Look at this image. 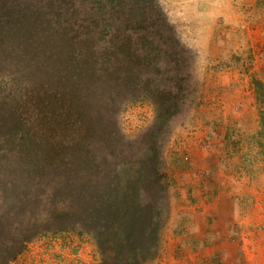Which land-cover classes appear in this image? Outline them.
I'll return each mask as SVG.
<instances>
[{
    "label": "rangeland",
    "instance_id": "374dc122",
    "mask_svg": "<svg viewBox=\"0 0 264 264\" xmlns=\"http://www.w3.org/2000/svg\"><path fill=\"white\" fill-rule=\"evenodd\" d=\"M100 1L0 0L1 27L18 28L15 41L8 40L5 29H0V226H17L18 194L24 191L26 198L33 199L29 193L33 176L21 172L15 163L12 153L18 149V141L9 135L4 119L5 110L15 104L14 97H23L32 89L35 61L41 59L43 51L55 49L44 37L95 33L92 43L102 42L118 27L119 40L128 42L126 49L152 59L140 60L144 89L154 83L153 76L158 73L151 64L155 60L161 63L164 87L174 84L172 68H181L177 82L183 80L182 104L171 120V132L159 142L169 184L170 213L160 254L148 264H159L164 243L174 236L186 240L185 245L189 243L182 256L195 257L192 259L197 264H264V132L255 93L256 82L264 83V0ZM128 8L149 14L147 23L154 26L131 25L128 19H137V13L130 16ZM105 21L113 28L100 27ZM1 47L12 53L3 58ZM25 51L29 57L21 63L15 54ZM175 53L179 55L175 57ZM124 89L117 115L124 135L134 139L154 124L156 107L143 90L134 95L133 88L131 92ZM25 101L26 106H21L24 111L30 104ZM15 131L20 137L21 130ZM189 145H197L202 163L197 169L190 164ZM184 171L190 174L185 183ZM41 241V249L52 245L67 250L68 256L60 254L63 264H102L97 241L76 229L42 234L11 264H17L31 244Z\"/></svg>",
    "mask_w": 264,
    "mask_h": 264
},
{
    "label": "trees",
    "instance_id": "16d2710c",
    "mask_svg": "<svg viewBox=\"0 0 264 264\" xmlns=\"http://www.w3.org/2000/svg\"><path fill=\"white\" fill-rule=\"evenodd\" d=\"M126 13H137V19L128 17L130 24L154 26L147 23L149 14L139 9L128 8ZM2 23L4 36L15 41L18 28H2ZM99 25L113 28L106 21ZM112 30L113 35L93 43L95 33L44 37L55 49L41 50L32 89L14 97L15 104L5 110L4 120L12 127L4 126L18 141L12 157L21 172L33 176L29 191L33 199L25 197L22 179L23 193L17 195L19 222L10 228L0 226L3 264H11L33 240L53 229H76L93 236L102 250V264H148L160 254L170 194L159 142L171 132V120L182 104L183 80L177 82L181 68H172L174 84L164 87L162 66L155 60L151 64L158 73L144 89L140 60L152 59L137 50L130 52L127 40H119V28ZM2 49L3 58L12 53ZM15 57L25 63L29 52H17ZM136 79L140 82H133ZM123 88H133L134 95L143 90L156 107L154 124L134 139L127 138L119 125ZM255 93L264 132L263 82H256ZM25 99L30 104L24 111ZM15 130H21L20 137Z\"/></svg>",
    "mask_w": 264,
    "mask_h": 264
},
{
    "label": "crops",
    "instance_id": "0c3cea01",
    "mask_svg": "<svg viewBox=\"0 0 264 264\" xmlns=\"http://www.w3.org/2000/svg\"><path fill=\"white\" fill-rule=\"evenodd\" d=\"M189 146H190V149H188V152L190 150V154H189L191 158L190 164L192 168H194L195 166L197 169L198 166L202 164L199 161L200 157L197 154L199 152H196L197 145H194V146L189 145ZM175 172L176 171L172 172L173 177H175ZM195 175H196V172H195ZM188 176H190V174L187 171H184L183 179H182L183 183H185ZM193 179H196V177H193ZM172 184H174V186L171 185V188H172L171 193H172V199H173V205H174L175 204V179L172 182ZM187 189L189 191L190 187H187ZM192 189H195V186H193ZM173 212L175 213V209H173ZM43 243L44 242L41 241L39 243L36 242V243L31 244L29 246V250H28L29 252H27L22 257H20L17 260V264H63V261H65L63 256H65L66 254L68 256V253H66L67 250L66 249L62 250L58 246L53 247L52 245L46 246L47 249L45 247H42L41 249L40 245ZM185 243H186V240L182 238H175V236L173 238L169 237L163 245V248H162L163 255H162V258H160L159 260L160 261L159 264H197L196 261L194 260L196 259L195 257L190 256V259H189L188 257L184 258L182 256V251H185L186 247H188L189 245V243H187L186 245ZM46 251L48 252L46 253ZM175 252L180 255L177 256ZM60 254H62L63 256H60Z\"/></svg>",
    "mask_w": 264,
    "mask_h": 264
}]
</instances>
